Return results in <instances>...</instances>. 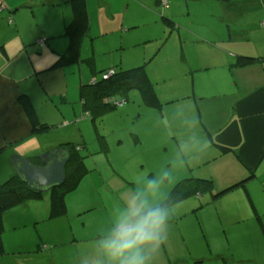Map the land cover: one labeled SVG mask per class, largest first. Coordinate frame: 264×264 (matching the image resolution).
I'll use <instances>...</instances> for the list:
<instances>
[{
	"label": "crops",
	"instance_id": "obj_1",
	"mask_svg": "<svg viewBox=\"0 0 264 264\" xmlns=\"http://www.w3.org/2000/svg\"><path fill=\"white\" fill-rule=\"evenodd\" d=\"M0 1L3 4L0 10V182L15 174L11 163L14 155L32 158L38 163V155L73 141L64 137L50 141L45 138V130L34 127L65 125L79 117L76 100L79 97L81 102L80 89L96 77V64L101 62L95 56V45L99 38L106 41L117 36L114 39L117 44L110 43V51H103L111 55L99 66L100 71L144 65L157 97L155 103H148L135 88L143 105L155 110L149 113L152 119L131 132L135 144L142 141L140 135L146 132L151 135L154 130L165 132L168 142L177 146L191 134L190 119L208 141L207 149L188 167L186 173L191 175L183 174L185 177L175 179L173 188L184 179L199 178L211 183L197 189L186 183L187 188L196 190L172 205H181L192 194L210 193L213 200L235 195L241 206L238 212L239 208L231 213L226 223L232 231L231 239L230 236L225 239L226 244L230 246L231 240L245 241L259 250L264 249V0H232L229 4L217 0H167L162 9L156 0H116L133 1L151 14L131 21H125L120 12H113L109 0H97L98 9L92 14L91 4L86 0L88 24L77 59L59 68H53V64L68 47L64 28L73 19L71 0ZM163 17L172 24L167 25ZM39 39L45 40L43 46L37 44ZM139 46L145 48L142 53L135 52L125 59L126 48ZM116 50H120L119 55L115 54ZM162 52L166 59L155 64ZM239 56L254 57L257 61L237 66ZM131 90L115 96L128 100ZM61 103L73 106L62 108ZM30 107L32 110L27 113ZM129 107L118 115L131 117L133 114L134 117L136 111L132 113ZM81 108L86 111L83 118H97L91 119L94 125L109 110L85 108L82 103ZM136 117L137 121L141 120H138L140 112ZM101 137V143L104 139L107 142L104 135ZM241 182L242 185L216 195ZM251 193H256V197ZM42 195L39 200L5 211L2 235L5 254L7 248L13 247L15 251L38 242L35 248L25 252L29 255L25 260L32 256L41 260L49 256L53 260L54 248L66 245L60 239L44 237L41 231L38 238L32 234L40 223L50 219L49 197ZM20 233L25 239L17 238ZM180 239L186 241L183 235ZM11 254L20 258L24 253ZM235 254L231 259L242 262L239 256L234 259ZM248 255L243 257L244 262L257 261L253 254ZM3 256L0 255V264H7L8 259ZM77 257L74 252L63 262H72ZM194 259L188 264H203L206 260L205 257Z\"/></svg>",
	"mask_w": 264,
	"mask_h": 264
},
{
	"label": "rangeland",
	"instance_id": "obj_2",
	"mask_svg": "<svg viewBox=\"0 0 264 264\" xmlns=\"http://www.w3.org/2000/svg\"><path fill=\"white\" fill-rule=\"evenodd\" d=\"M109 1L113 12H120L125 21L151 16L146 8L143 9V6H138V3L133 1L130 3L126 1L116 2V0ZM89 3L93 14L94 10L98 9L97 0H89ZM163 6L159 7L162 9ZM115 37L117 38V36ZM115 37L108 38L106 41H104V38H99V42L95 45V51H97L95 56L97 60L101 61V65L96 64L98 66L96 78L98 79H101L102 74V71H100L102 69H99V66H102L111 55L103 51H110L108 44H117L114 40ZM144 49L143 46L128 47L125 50L124 57L128 59L135 52L142 53ZM119 51L116 50L115 54L119 55ZM169 56L168 54L167 57L169 58ZM162 58L166 59L163 52L154 63L161 61ZM76 104L79 111L78 120L68 121V124L65 125H54L43 132L45 138L53 142L62 140L60 138L63 137L71 138L72 143L75 142L77 146L81 147H79L80 153L84 157V163L90 172L81 179L76 190L66 195L67 214L49 219L45 224L40 223L37 229L32 232L36 238H38L41 231L44 237L60 239L66 245L54 248L55 256L53 260L49 256L48 258L43 257L42 260L33 258L34 256L30 260H25V257L28 258L29 256L25 252L31 246L17 248L15 251H13V247H10L6 249L7 254L3 256L4 259H8L7 264H63L70 259L71 254L74 252L78 255L87 246L97 230L107 223L116 196L124 195L142 177L152 175L162 167L170 166V161L176 158V144L168 142L165 132L156 133L153 130L151 135L146 132L140 135L142 141L138 142L137 145L135 144L134 141L136 140L131 132L134 128L143 127L146 120L153 118V115L149 113L155 111L153 108L143 105L135 88L128 94V100H125L121 107L108 110V113H105L95 125L89 116L87 118L82 117L86 116V111H82L79 97H77ZM65 106L70 109L73 104L61 103L62 108H65ZM127 107L132 113L136 111L134 117L133 114L131 117L128 114H126L127 116L118 115L119 111H123ZM137 112L141 114V117H138V120L141 118L139 121L136 117ZM102 135L105 136L107 142L104 139L101 143ZM118 139H121L122 143L117 144ZM187 170L188 167L178 170L175 179L185 177L186 174V176L191 175V173H186ZM174 184L175 181L167 186V193L170 192ZM44 195L49 197L48 192H45ZM251 195L253 198L256 197V193H251ZM239 204H241V201L235 195L213 200L210 193H203L192 194L179 206L177 204L172 205L169 239L162 248L156 264H176V262H179L177 264H188L189 261H194V258L200 259L203 257L206 258L203 264H263L261 257L264 255V249L259 250L256 245L245 241L235 242L231 240L230 246L226 244V237L230 236L231 239L232 233L226 223L231 213L235 212V209L239 208L238 206H241ZM239 210L240 208L237 212ZM181 235L185 237L186 241H181ZM19 237L25 239V235L22 236V233L17 236V238ZM35 237H32V239ZM8 240H11L10 234H8ZM262 241L264 243V239ZM37 244L38 242L33 246L36 247ZM33 246L31 248H35ZM11 252L24 254L20 258H16L18 256L11 254ZM248 253L253 254L257 261L244 262L243 257H247ZM233 254H235L234 259L239 256L242 262H234L231 259ZM77 261L78 257L74 261L64 264H74ZM182 261L187 262L182 263Z\"/></svg>",
	"mask_w": 264,
	"mask_h": 264
},
{
	"label": "clouds",
	"instance_id": "obj_3",
	"mask_svg": "<svg viewBox=\"0 0 264 264\" xmlns=\"http://www.w3.org/2000/svg\"><path fill=\"white\" fill-rule=\"evenodd\" d=\"M188 123L191 134L177 144L170 166L142 177L114 198L107 223L78 253V264H156L170 235L173 200L166 188L178 170L194 165L208 147L195 121Z\"/></svg>",
	"mask_w": 264,
	"mask_h": 264
},
{
	"label": "trees",
	"instance_id": "obj_4",
	"mask_svg": "<svg viewBox=\"0 0 264 264\" xmlns=\"http://www.w3.org/2000/svg\"><path fill=\"white\" fill-rule=\"evenodd\" d=\"M224 3H230L232 0H217ZM157 4H161V0H156ZM73 19L64 28V35L68 38V47L66 53L61 55L53 64V68L64 67L77 59V53L82 36L87 28V4L86 0H71ZM167 25H171V21L163 17ZM257 61L254 57L239 56L237 58V66H248ZM138 89L143 99L148 103L157 101L156 93L145 71L144 65L132 67L130 69H115V73L107 79H97L96 82L84 85L80 89L81 103L86 108L94 107L101 110H110L117 108L111 104L108 99L115 97V94H125L128 90ZM126 100V99H124ZM151 101V102H150ZM25 108L27 103H23ZM101 109V110H100ZM32 107L27 109V113L31 112ZM92 120H96L92 116ZM49 128L46 124H40L34 127L35 130H45ZM60 147H65L70 150V154L65 165V180L62 185L52 188L49 191V218L55 219L67 214L66 195L74 191L81 179L89 172V169L84 163V157L77 149V145L72 142H66ZM226 151V148L223 149ZM186 183L192 187L208 186L211 181L202 180L199 178L184 179L180 181L169 193L173 202L175 200L186 197L195 190L190 186L187 188ZM185 184V185H184ZM243 182L231 186L229 189L223 190L216 195L224 194V192L242 185ZM184 185L183 187H181ZM189 189V190H188ZM42 193L31 190L27 185L15 174L11 175L3 182H0V255L5 254V248L2 240L4 231L3 216L5 211L30 200H39L42 198Z\"/></svg>",
	"mask_w": 264,
	"mask_h": 264
},
{
	"label": "water",
	"instance_id": "obj_5",
	"mask_svg": "<svg viewBox=\"0 0 264 264\" xmlns=\"http://www.w3.org/2000/svg\"><path fill=\"white\" fill-rule=\"evenodd\" d=\"M70 150L65 147H55L37 156L38 163L32 158L14 155L11 163L14 173L28 188L39 193L49 192L60 186L65 180V165Z\"/></svg>",
	"mask_w": 264,
	"mask_h": 264
},
{
	"label": "built area",
	"instance_id": "obj_6",
	"mask_svg": "<svg viewBox=\"0 0 264 264\" xmlns=\"http://www.w3.org/2000/svg\"><path fill=\"white\" fill-rule=\"evenodd\" d=\"M161 4L164 5V6H166V5H167V0H161ZM1 9H3V4H2V2L0 1V10H1ZM9 22H12V19H11L10 17H9ZM37 44L43 46V45L45 44V40H44V39H39V40L37 41ZM114 73H115V69H114V68L109 69V70L105 71V72L102 74V78H103V79H107V78H109L110 76H112ZM94 82H96V79H95V78H92V79L90 80V83H94ZM108 101H109L111 104H113V105H115V106H117V107L122 106L123 103L125 102L124 99H116L115 97H111V98H109Z\"/></svg>",
	"mask_w": 264,
	"mask_h": 264
}]
</instances>
